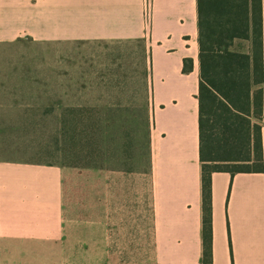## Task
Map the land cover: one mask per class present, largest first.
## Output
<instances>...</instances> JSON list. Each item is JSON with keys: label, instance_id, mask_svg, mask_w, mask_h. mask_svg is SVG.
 <instances>
[{"label": "crops", "instance_id": "crops-1", "mask_svg": "<svg viewBox=\"0 0 264 264\" xmlns=\"http://www.w3.org/2000/svg\"><path fill=\"white\" fill-rule=\"evenodd\" d=\"M143 5L0 0V45L147 38L154 105L152 194L132 172L0 156V264L201 263L197 0H152L149 26ZM261 125L264 148V111ZM212 227L213 264H264V171L213 173Z\"/></svg>", "mask_w": 264, "mask_h": 264}, {"label": "rangeland", "instance_id": "rangeland-1", "mask_svg": "<svg viewBox=\"0 0 264 264\" xmlns=\"http://www.w3.org/2000/svg\"><path fill=\"white\" fill-rule=\"evenodd\" d=\"M248 46L244 40L234 44L245 51ZM150 70L147 38L34 41L24 36L0 45L1 158L132 172L139 182L147 178L152 194ZM71 123L77 124L76 135ZM73 177L76 182L77 174ZM151 210L150 205V215ZM117 256L120 261L147 255Z\"/></svg>", "mask_w": 264, "mask_h": 264}, {"label": "trees", "instance_id": "trees-1", "mask_svg": "<svg viewBox=\"0 0 264 264\" xmlns=\"http://www.w3.org/2000/svg\"><path fill=\"white\" fill-rule=\"evenodd\" d=\"M197 17L203 208L200 264H213V173L234 175L264 171L261 125L264 111L263 2L197 0ZM237 40L249 42L248 50L234 48ZM192 70L193 61L186 58L183 72ZM72 113L75 118L77 113ZM76 127V123H71L72 132Z\"/></svg>", "mask_w": 264, "mask_h": 264}, {"label": "built area", "instance_id": "built-area-1", "mask_svg": "<svg viewBox=\"0 0 264 264\" xmlns=\"http://www.w3.org/2000/svg\"><path fill=\"white\" fill-rule=\"evenodd\" d=\"M144 20L146 26H149L151 23L152 17V0H144Z\"/></svg>", "mask_w": 264, "mask_h": 264}]
</instances>
